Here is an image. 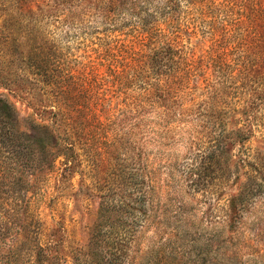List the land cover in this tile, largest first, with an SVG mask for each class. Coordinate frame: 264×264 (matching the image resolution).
<instances>
[{
    "label": "rangeland",
    "instance_id": "rangeland-1",
    "mask_svg": "<svg viewBox=\"0 0 264 264\" xmlns=\"http://www.w3.org/2000/svg\"><path fill=\"white\" fill-rule=\"evenodd\" d=\"M0 98L60 145L0 264H264V0H0Z\"/></svg>",
    "mask_w": 264,
    "mask_h": 264
},
{
    "label": "trees",
    "instance_id": "trees-1",
    "mask_svg": "<svg viewBox=\"0 0 264 264\" xmlns=\"http://www.w3.org/2000/svg\"><path fill=\"white\" fill-rule=\"evenodd\" d=\"M152 75L158 76V69L153 67ZM165 76L167 79L172 77L169 74ZM19 124L15 109L5 99L0 98V235L2 236L5 230H12L16 234L23 230L27 199H23L21 193L24 190L26 193L29 191L31 187L29 177L51 169L59 156V142L47 126L30 121L23 129ZM220 148L215 149V153ZM233 203L236 210L238 201L237 204L236 201ZM121 206L112 203L107 209L119 210ZM121 236L118 229L113 241L115 238L119 241L117 237ZM114 250H117V247Z\"/></svg>",
    "mask_w": 264,
    "mask_h": 264
}]
</instances>
